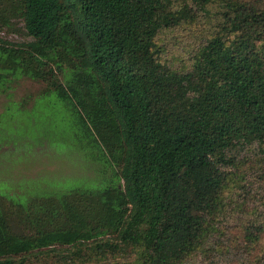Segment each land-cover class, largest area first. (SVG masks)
Segmentation results:
<instances>
[{
	"label": "trees",
	"instance_id": "obj_1",
	"mask_svg": "<svg viewBox=\"0 0 264 264\" xmlns=\"http://www.w3.org/2000/svg\"><path fill=\"white\" fill-rule=\"evenodd\" d=\"M20 23L0 90L43 82L97 176L0 198V264H264V0H0V34Z\"/></svg>",
	"mask_w": 264,
	"mask_h": 264
},
{
	"label": "rangeland",
	"instance_id": "obj_2",
	"mask_svg": "<svg viewBox=\"0 0 264 264\" xmlns=\"http://www.w3.org/2000/svg\"><path fill=\"white\" fill-rule=\"evenodd\" d=\"M213 22L165 29L159 39L162 59L176 67L187 63L200 33ZM20 25L21 31H4L1 37L17 43L32 40ZM9 87L0 90V198L23 202L94 179L97 162L79 149L65 106L56 104L52 94L44 97L45 84L22 78Z\"/></svg>",
	"mask_w": 264,
	"mask_h": 264
}]
</instances>
